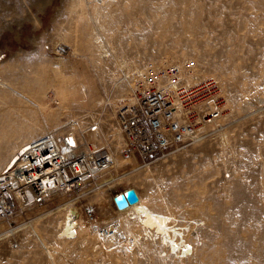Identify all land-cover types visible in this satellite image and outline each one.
Listing matches in <instances>:
<instances>
[{
    "label": "rangeland",
    "instance_id": "rangeland-1",
    "mask_svg": "<svg viewBox=\"0 0 264 264\" xmlns=\"http://www.w3.org/2000/svg\"><path fill=\"white\" fill-rule=\"evenodd\" d=\"M141 60L194 61L205 77H215L222 102L216 132L209 128L199 141L147 167L137 164L143 181L135 186L124 176L109 189L102 186L105 211L95 187L73 199L85 233L78 229L64 242L42 219L43 210L64 212L58 201L20 219L5 218L0 264H264V0H0V170L17 147L47 129L78 136L95 125L99 148L120 156L110 135L117 133L116 112L133 99L125 75ZM90 84L102 99L97 107L89 105ZM118 167L120 178L134 165ZM127 188L173 214L188 242L194 243L190 232L203 220L193 258H167L168 247L151 238L154 229L147 234L137 221L127 226L111 211V197ZM114 222L119 235L98 239ZM132 236L139 247L131 245ZM44 245L58 251L48 256ZM161 247L167 259L158 257Z\"/></svg>",
    "mask_w": 264,
    "mask_h": 264
},
{
    "label": "built area",
    "instance_id": "built-area-1",
    "mask_svg": "<svg viewBox=\"0 0 264 264\" xmlns=\"http://www.w3.org/2000/svg\"><path fill=\"white\" fill-rule=\"evenodd\" d=\"M195 71L193 61L185 62L182 71L168 61L141 60L133 66L125 77L132 80L135 103L121 107L115 114L120 156L133 157L139 167L147 166L192 144L200 126L220 119L218 80L204 77L192 81ZM89 128L78 135L76 142L66 133L43 135L24 146L1 168L0 222L50 204L51 200L59 203L62 198L76 199L89 188L112 187L117 172L112 168L110 173L104 171L112 164L109 151L106 147L96 149L87 141V134L101 136L99 127ZM117 193L114 197L121 195ZM52 194L56 195L54 199ZM131 205L119 209L110 202L111 211L119 214ZM85 212L86 219L94 222L93 212ZM111 227H116L115 222ZM105 229L99 235H114L113 230Z\"/></svg>",
    "mask_w": 264,
    "mask_h": 264
},
{
    "label": "bare ground",
    "instance_id": "bare-ground-1",
    "mask_svg": "<svg viewBox=\"0 0 264 264\" xmlns=\"http://www.w3.org/2000/svg\"><path fill=\"white\" fill-rule=\"evenodd\" d=\"M78 1V3L81 1V0H77ZM106 0H101V5L105 2ZM125 3V2H124ZM154 4V3H153ZM192 6V5H191ZM123 7V6H122ZM162 7V6H161ZM181 7V6H180ZM142 8V7H141ZM140 8V9H141ZM129 9V8H128ZM150 12V11H149ZM148 12V13H149ZM141 14H142V11L140 12ZM183 14V13H182ZM192 14V13H191ZM138 15V14H137ZM143 16V15H142ZM142 16H140V17H142ZM152 16V15H151ZM183 16V15H182ZM126 17V16H125ZM137 17V16H136ZM174 16H172V18H173ZM95 18V17H94ZM150 18H153V17H150ZM158 18V17H157ZM169 18V17H168ZM209 18V17H208ZM160 20H162V19H160ZM95 22H97V21H95ZM136 22V21H135ZM141 23V22H140ZM164 23V22H163ZM190 23V22H189ZM127 24V23H126ZM181 24H182V22H181ZM117 25V24H116ZM149 25V24H148ZM186 25H187V23H186ZM173 27V26H172ZM181 27H182V25H181ZM186 28V27H185ZM167 29V28H166ZM183 29V28H182ZM135 30V29H134ZM177 30V29H176ZM200 29H198V31H199ZM117 31V30H116ZM167 31V30H166ZM197 31V30H196ZM263 31V30H262ZM158 32V31H157ZM98 33L100 34V31H98ZM263 33V32H262ZM122 34H124V33H122ZM130 34V32H128V35ZM155 34V33H154ZM164 35H165V33H164ZM173 36V35H172ZM97 37V36H96ZM121 37V36H120ZM163 37V36H162ZM90 38V37H89ZM202 39V38H201ZM84 41V40H83ZM94 42V41H93ZM163 42V41H162ZM262 42V41H261ZM96 43V42H95ZM128 43V42H127ZM94 44V43H93ZM105 44V43H104ZM83 46H84V44H83ZM108 47V46H107ZM109 48V47H108ZM106 49V48H105ZM104 48H103V50H105ZM174 49V48H173ZM179 49V48H178ZM233 51H234V49H233ZM106 52V50L103 52V53H105ZM110 52V51H109ZM172 52V51H171ZM108 53V52H107ZM181 53V52H180ZM234 53V52H233ZM133 54V53H132ZM175 54V53H174ZM183 54V53H182ZM104 56V55H103ZM175 56V55H174ZM95 57V56H94ZM177 57H178V55H177ZM185 57V56H184ZM172 58V57H171ZM183 58V57H182ZM184 59V58H183ZM241 59V58H240ZM173 60V59H172ZM177 60V59H176ZM242 60V59H241ZM169 61H171V59L169 60ZM168 61V62H169ZM184 61V60H183ZM185 62H190V61H185ZM185 62L184 63H178L177 62V67L180 69V71H182V70H184V64H185ZM194 62V61H193ZM100 63V62H99ZM195 63V62H194ZM241 63V62H240ZM124 64V63H123ZM122 65V64H121ZM134 66V65H133ZM120 67V66H119ZM195 67H196V71H195V73H194V75L192 76V81H196V80H198V79H202V78H204L205 76L202 74L203 72H201L200 73V71L198 70V66H197V64L195 63ZM124 68V67H123ZM132 69H133V67H132ZM237 69V68H236ZM117 70V69H116ZM53 71V70H52ZM114 72V71H113ZM130 72V71H129ZM128 72V73H129ZM216 72V71H215ZM53 73V72H52ZM119 73V72H118ZM125 74H127V73H125ZM54 75V74H53ZM56 75V74H55ZM126 76V75H125ZM118 77V76H117ZM209 77V76H208ZM210 77H213V76H210ZM213 78H215V77H213ZM124 79V78H123ZM188 79H190V78H188ZM225 79V78H224ZM57 80V79H56ZM125 80V79H124ZM56 82V81H55ZM115 82V81H114ZM118 82V81H117ZM116 82V83H117ZM121 82V81H120ZM60 83V82H59ZM60 84H62V83H60ZM2 85H3V83H2ZM11 85V84H10ZM115 85V84H114ZM129 85H130V82H129ZM5 86V85H4ZM117 86V85H116ZM3 87V86H2ZM69 88V87H68ZM81 88H83L82 86H81ZM70 89H71V87H70ZM87 89H89L88 91L90 92L89 94H90V98H89V105H92V106H96L97 107V103H99L98 105H101V101H102V99L96 94V91L94 90V87L90 84L88 87H87ZM125 89V88H124ZM123 89V90H124ZM66 90V89H65ZM78 90V89H77ZM87 91V92H88ZM120 91V90H119ZM118 91V92H119ZM123 92V91H122ZM112 93H114V92H112ZM18 94V93H17ZM77 94V93H76ZM118 94V93H117ZM127 94V93H126ZM68 95V94H67ZM133 95V94H132ZM131 95V96H132ZM110 96V95H109ZM123 97H125V96H123ZM122 97V98H123ZM127 97V96H126ZM83 99V98H82ZM127 99V98H126ZM249 99V98H248ZM70 100V99H69ZM130 100V102H128L129 103V105H127V106H130V105H132V104H134L135 103V99H134V97H133V99L131 98V99H129ZM246 100V99H245ZM253 100V99H252ZM77 102V101H76ZM87 102V101H86ZM111 102V101H110ZM109 102V103H110ZM256 102V101H255ZM75 103V102H74ZM68 104H69V102H68ZM255 105V104H254ZM13 107V106H12ZM7 108V107H6ZM32 108V107H31ZM34 108V107H33ZM261 108V107H260ZM261 110V109H260ZM254 112V111H253ZM256 112V111H255ZM250 113H248V115H249ZM49 115V114H48ZM247 115V114H246ZM251 115V114H250ZM47 116V115H46ZM42 118V117H41ZM105 118H107V117H105ZM75 120V119H74ZM15 122V121H14ZM217 122V120H215V121H213V122H211V123H208V124H204V125H202V126H200L197 130H196V132H195V134H194V138H193V143H195V142H197V141H199L200 140V138L201 137H203V135H205L206 133H209V128H211L212 129V127L214 126V124L213 123H216ZM18 123V122H17ZM39 123V122H38ZM65 123V122H64ZM63 123V124H64ZM104 124L106 125V124H108V122H107V120L106 121H104ZM218 124V123H217ZM41 125V124H40ZM52 126V125H51ZM67 126V125H66ZM71 126V125H70ZM48 126H43V128L46 130V128H47ZM58 127V126H57ZM117 127V126H116ZM38 128V127H37ZM65 128V127H64ZM40 129V128H39ZM75 128L74 127H71L70 128V131L69 132H74L73 130H74ZM216 130H218L217 128H215ZM83 130V129H82ZM41 131V130H40ZM212 132L213 131H215L214 130V127H213V130H211ZM42 132V131H41ZM83 132L84 133H86V131L85 130H83ZM216 132V131H215ZM223 132V131H222ZM222 132H220V133H222ZM51 133H53L52 131H49L48 129L46 130V133L45 134H49V137L51 136ZM82 133V132H81ZM81 133H79V134H81ZM32 134H34L35 136L37 135V133L36 132H34V131H32ZM66 134H68V135H70V137H71V139H72V141H74V142H76L77 141V134L75 133H72V134H70V133H66ZM34 135H32L31 137H33ZM96 135H94V134H90V135H86V139H87V141H89V142H92L93 144H94V146H95V148L97 149V148H99L100 147V145H101V139H96V137H95ZM222 136V135H221ZM226 136V135H225ZM37 137V136H36ZM35 137V138H36ZM223 137V136H222ZM35 138H33L34 140H36ZM38 138V137H37ZM114 139V138H116L115 139V143H116V145L121 149V147H120V142H119V138H120V131H119V129H118V127H117V133H116V136H115V134L113 135V133L110 135V140L111 139ZM33 139H29V140H26V141H24L23 143H22V145H20L19 147H17L16 148V150H15V153L14 154H12V156L9 158V160L6 162V164L11 160V159H13V157L16 155V154H18L19 153V151L24 147V146H26V145H28V144H30V143H32L33 142ZM222 139V138H221ZM223 139H225L224 137H223ZM192 143V144H193ZM223 143H225V142H223ZM107 149V148H106ZM118 149V148H117ZM116 149V150H117ZM107 151H109L108 149H107ZM179 151V150H178ZM119 152H120V150H119ZM109 155H110V159H111V162H112V164H111V167H107L104 171L105 172H108V173H110L109 171H110V169L112 168V169H115V170H117V168H119L118 166H119V164L121 163H123V164H130V165H134V167L133 168H131L128 172H126V173H124V175H123V173L121 174V176H120V178L119 177H117V180L119 179V181L120 180H122L121 178L124 176L125 178L127 177L128 178V180H131V181H134V185H132V186H135V184H138V183H141L143 180H141V179H143V178H141V176H139V175H137V174H135L136 173V171H137V169H140L139 167H137V163H136V161H135V159L133 158V157H131V158H125V157H120V156H116L113 152H111V153H109ZM120 155V154H119ZM172 155V154H171ZM117 167V168H116ZM145 167H147V166H145ZM140 171V170H139ZM149 171V170H148ZM148 174H149V176H151V172L149 171L148 172ZM240 175V174H239ZM241 177V176H240ZM146 178H147V176H145V180H146ZM117 180H116V182L115 183H117ZM111 181H112V179H111ZM114 183V184H115ZM141 186V185H140ZM102 187V186H101ZM101 187H95L96 189H97V191H96V194L98 193V196H99V199H98V202H97V205L99 206V208L102 210V211H105V198H104V194L101 192ZM104 188V187H103ZM128 189H131V188H127V189H123V191H121V192H118L117 194H123L125 191H127ZM90 191V189L89 190H85L83 193H82V195H86V193H88ZM136 192V191H135ZM136 194H137V196H138V201L136 202V203H133L132 205H131V207L127 210V211H125V212H123V213H115V214H117L119 217H121V218H124L125 219V221H126V225L127 226H129V224L131 223V222H133V221H137L138 223H139V225L141 226V228L142 229H145V231L144 232H146L147 234H149L150 233V230H148V229H154V231H155V233L153 234L152 233V235H151V238L153 239V240H155L156 241V237L157 238H159V244L160 245H162V246H166V250H168L169 251V255L167 256V254L166 253H163L164 252V250L162 249V247L159 249V251H157L158 252V257L161 259L162 257H165V259H167V258H170V257H172L171 255H175L178 259H179V261L181 262V261H183L182 259H186V260H188V259H190L192 256H193V254H194V243H196L197 245H198V243H200L201 242V238H200V234H199V230L201 229V228H203V227H201V226H204L205 225V223L203 222V220H197L198 222L197 223H195L196 224V229L194 230V231H192L191 229V231L192 232H190V234H191V237H192V239L194 240V243H191V242H188V239L186 238L187 236L186 235H184V233H183V231H184V229H183V231H182V229L180 228V227H178V225L175 223V221L176 220H174L175 219V217L173 218L172 217V215L171 214H163V213H161V212H159V211H157L156 210V206L154 205V200H152V199H142L141 197H140V195H138L139 193H137L136 192ZM56 197V195L55 194H52L51 195V199H54ZM113 197L114 196H112L111 197V200H110V202H112L113 203ZM51 203L50 204H48V206L49 205H54L55 204V202L53 201V200H51L50 201ZM62 204H64V206H63V210H64V212L61 210V209H56V210H54V211H44L43 210V212H42V219H44V223H47L49 226H52V225H55V227L57 228V235H55V240L56 241H58V242H64V240L65 239H69V238H73V236L76 234V236H78V229H81L82 231H84L83 230V223H81V225H80V217H79V209L77 208V207H75V206H72V204H75V202H73V200H67V199H60L59 200V203H57L55 206L57 207V206H61ZM41 207V210L42 209H44V206H40ZM39 207V208H40ZM39 208H37L38 209V211L36 212V213H38L39 211H41ZM36 209V210H37ZM33 210H35V209H31L30 211H32L33 212ZM35 210V211H36ZM30 211H29V214H30ZM25 213H27L26 211L25 212H21V213H19L18 215H17V217L15 218V219H17V218H19L20 219V217H23V215H25ZM202 218V217H201ZM192 221V220H191ZM196 222V221H195ZM54 227V226H53ZM91 228V227H90ZM128 228V227H127ZM209 228V227H208ZM22 229H25V228H22ZM21 229V230H22ZM141 229V230H142ZM106 231L107 230H113L114 231V235L112 236L111 234L112 233H109V234H107V235H99V234H96V236H97V238L98 239H104V240H109V239H114V238H116L119 234H118V232H117V230H116V227H114V228H112L111 226L110 227H106V229H105ZM185 230H186V227H185ZM188 230V229H187ZM186 230V231H187ZM81 231V232H82ZM143 231V230H142ZM153 231V230H152ZM108 232V231H107ZM140 232V231H139ZM83 233V232H82ZM84 233H85V231H84ZM128 234V237L129 238H127V239H129L130 240V236L129 235H131V234H129V233H127ZM136 234V233H135ZM134 234V235H135ZM144 234V233H143ZM142 234V235H143ZM194 234H197L196 235V238H197V240H195L193 237V235ZM141 235V234H140ZM86 236V235H85ZM139 236V235H138ZM149 236V235H148ZM144 237V236H143ZM190 237V238H191ZM140 238V237H139ZM145 239H146V237H144ZM150 238V239H151ZM148 239V238H147ZM83 241H84V239H83ZM155 241H154V244H155ZM190 241V240H189ZM82 242V241H81ZM107 242V241H106ZM141 242V241H140ZM145 242V241H144ZM151 242V241H150ZM157 242V241H156ZM131 245H132V243H138L139 244V241H138V239H136L135 238V236H132V238H131ZM150 244V243H149ZM158 244V245H159ZM201 244V243H200ZM199 244V245H200ZM43 245V244H42ZM137 245V244H136ZM135 245V246H136ZM145 245V244H144ZM198 245V246H199ZM138 247L140 246V244L139 245H137ZM157 246V245H156ZM64 247H66V246H64ZM100 247V246H99ZM142 247V246H141ZM145 247V246H144ZM160 247V246H159ZM62 248V247H61ZM78 248V247H77ZM152 248V247H151ZM44 251L47 253V255L48 256H50V253H52V252H54V251H58L57 249V247H55V246H46V245H44ZM146 249V248H145ZM148 250V249H147ZM200 250V249H199ZM104 251H106V250H104ZM155 251H156V249H155ZM64 252V251H63ZM67 252V251H66ZM147 252V251H146ZM166 252V251H165ZM61 256V255H60ZM166 256H167V258H166ZM62 257V256H61ZM66 258V257H65ZM159 258H157V259H159ZM193 258V257H192ZM198 258V257H197ZM63 259V258H62ZM68 259V258H67ZM165 262V261H164Z\"/></svg>",
    "mask_w": 264,
    "mask_h": 264
},
{
    "label": "water",
    "instance_id": "water-1",
    "mask_svg": "<svg viewBox=\"0 0 264 264\" xmlns=\"http://www.w3.org/2000/svg\"><path fill=\"white\" fill-rule=\"evenodd\" d=\"M138 201V196L134 189H128L124 194L119 197H113L114 204L119 208L123 209L128 206V204H133Z\"/></svg>",
    "mask_w": 264,
    "mask_h": 264
}]
</instances>
